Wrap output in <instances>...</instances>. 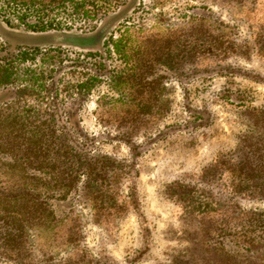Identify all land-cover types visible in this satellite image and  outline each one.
<instances>
[{
  "label": "rangeland",
  "instance_id": "rangeland-1",
  "mask_svg": "<svg viewBox=\"0 0 264 264\" xmlns=\"http://www.w3.org/2000/svg\"><path fill=\"white\" fill-rule=\"evenodd\" d=\"M0 63V111L69 109L117 160L74 246L37 239L49 263L264 264L210 240L264 210L237 167L264 144V0H0Z\"/></svg>",
  "mask_w": 264,
  "mask_h": 264
},
{
  "label": "trees",
  "instance_id": "trees-1",
  "mask_svg": "<svg viewBox=\"0 0 264 264\" xmlns=\"http://www.w3.org/2000/svg\"><path fill=\"white\" fill-rule=\"evenodd\" d=\"M10 73L9 64L0 63V93L8 89ZM53 107L44 115L31 109L0 111V264H56L46 260L37 239L46 235L55 248L74 246L79 236L66 229L75 222L71 214L77 199L103 208L109 170L117 160L94 152L95 139L73 122L71 110ZM263 148L249 153L260 163L246 164L243 159L237 165L247 176L238 193L262 202ZM248 222L250 228L244 226L234 235L225 229L228 223L215 230L218 234L210 239L215 249L242 261L264 252V210L250 212Z\"/></svg>",
  "mask_w": 264,
  "mask_h": 264
},
{
  "label": "water",
  "instance_id": "water-1",
  "mask_svg": "<svg viewBox=\"0 0 264 264\" xmlns=\"http://www.w3.org/2000/svg\"><path fill=\"white\" fill-rule=\"evenodd\" d=\"M80 41H81V40H77L76 43L79 44ZM85 43H86V41H85Z\"/></svg>",
  "mask_w": 264,
  "mask_h": 264
},
{
  "label": "flooded vegetation",
  "instance_id": "flooded-vegetation-1",
  "mask_svg": "<svg viewBox=\"0 0 264 264\" xmlns=\"http://www.w3.org/2000/svg\"><path fill=\"white\" fill-rule=\"evenodd\" d=\"M81 39H82V38H78V39H75V40L77 41V40H81Z\"/></svg>",
  "mask_w": 264,
  "mask_h": 264
}]
</instances>
